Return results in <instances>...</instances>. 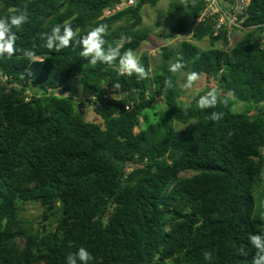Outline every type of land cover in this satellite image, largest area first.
<instances>
[{"label":"trees","instance_id":"1","mask_svg":"<svg viewBox=\"0 0 264 264\" xmlns=\"http://www.w3.org/2000/svg\"><path fill=\"white\" fill-rule=\"evenodd\" d=\"M121 1L0 0V17L27 6L28 21L12 29L16 45L44 60L0 56V264H67L80 247L94 257L89 264H252L249 236L264 234V0H250L244 25L253 29L229 49L216 47L228 42L212 37V21L194 23L203 0L169 2L167 16L179 15L169 37L191 32V41L162 48L153 66L141 55L147 79L92 66L75 43L61 52L45 47L41 34L69 21L79 36L107 24L105 48L123 36L121 55L136 52L149 37L142 9L159 0H134L103 16ZM203 39L210 48L200 51L192 42ZM178 56L185 68L173 74ZM191 71L221 99L231 92L227 106L197 107L213 87L180 105L179 74ZM76 78L102 126L85 122L77 102L60 95ZM159 98L164 109L138 130ZM212 112L223 119L213 122ZM30 203L41 209L34 230L18 220Z\"/></svg>","mask_w":264,"mask_h":264},{"label":"clouds","instance_id":"2","mask_svg":"<svg viewBox=\"0 0 264 264\" xmlns=\"http://www.w3.org/2000/svg\"><path fill=\"white\" fill-rule=\"evenodd\" d=\"M185 6L189 3V0H183ZM192 6H195L196 0H191ZM10 15L0 17V56H7L11 58L17 51L23 53V55L31 62L43 63L42 60L35 51L30 49H18L16 41L18 36L12 31L13 27L19 29L24 23L28 21L27 6L21 9L10 10ZM108 35V25L99 24L91 28L86 35L79 36V29H73L69 21H65L62 25L57 24L53 26L50 33H42L41 38L46 41L45 47L49 51L61 52L63 49L69 48L73 43L80 45L82 51L81 57L87 58L88 63L95 66L97 63L114 67L120 76H132L136 75L138 79H147L151 68L147 70L141 64L139 57L132 49H128L122 55L120 49L123 47L125 37H121L120 41L116 43L115 47H104L106 40L104 37ZM119 60L118 65L115 63ZM185 68L183 57L178 56L176 62L169 65V72L175 74ZM28 76H32V72L26 70ZM200 79V74L191 71L186 75V82L184 84L185 89H191L195 82ZM165 89L173 87L171 79L164 81ZM232 93H228V97H231ZM228 97L221 99V92L218 88L213 87L205 95L200 96L197 101V107L201 110L208 108H215L218 104L227 106ZM224 117L223 112H212L209 119L213 122H219ZM249 241L251 245L256 249V254L253 257L252 264H264V234H250ZM210 253L205 254V258H210ZM67 264H89L94 259L92 254L84 247H80L75 253H70L67 256Z\"/></svg>","mask_w":264,"mask_h":264},{"label":"rangeland","instance_id":"3","mask_svg":"<svg viewBox=\"0 0 264 264\" xmlns=\"http://www.w3.org/2000/svg\"><path fill=\"white\" fill-rule=\"evenodd\" d=\"M172 1H181V0H159L154 7L148 5L144 6L142 9L141 15V25L140 28L148 31V39L141 44L139 49L135 52L138 57L143 54H146L151 59V65H155L159 62L161 49L167 48L170 50L176 49L180 41H191V32H188L184 35H178L176 37H169L171 33V28L174 25L175 20L179 15L174 17H169L166 14L169 2ZM242 33L237 32L233 34V42L239 40ZM209 41L203 39L200 42H192L197 46V48L202 50H207L210 48ZM186 73L179 74L178 89L180 90V105H188L202 90H205L208 87H213L214 84H208L203 76H200V79L195 82L194 86L191 89H185L184 84L186 82ZM79 79H72L68 81L66 86L68 87V92L59 91L60 95L63 97H69L74 99L77 104L83 103L81 110L83 111L82 117L87 123L103 125L102 119L92 112L90 104L87 103L88 100H91V97L85 93L81 86L79 85ZM58 91L56 92L59 93ZM244 106L242 102L233 100V110L235 112H241ZM164 109V103L161 98L155 100L150 108L145 109L140 118H139V129H143L149 123L153 122L156 119V115ZM177 130H182L183 126L175 123ZM41 218V209L38 205L32 203L26 204L23 206L20 215L19 222L20 224L27 228L38 229L42 224L39 223ZM52 223V219L45 222L44 225Z\"/></svg>","mask_w":264,"mask_h":264},{"label":"built area","instance_id":"4","mask_svg":"<svg viewBox=\"0 0 264 264\" xmlns=\"http://www.w3.org/2000/svg\"><path fill=\"white\" fill-rule=\"evenodd\" d=\"M133 3L134 0H122L116 6L106 10L103 16L115 14ZM249 3L250 0H203V9L194 23H200L205 19L212 21V37L215 38L222 35L228 42L225 48L222 45V41L216 44V47L219 49H229L233 45L234 33H243L252 28L244 25V21L248 18L247 8ZM262 35H264V32H262ZM110 97L119 98V95H110Z\"/></svg>","mask_w":264,"mask_h":264},{"label":"water","instance_id":"5","mask_svg":"<svg viewBox=\"0 0 264 264\" xmlns=\"http://www.w3.org/2000/svg\"><path fill=\"white\" fill-rule=\"evenodd\" d=\"M82 105H83V103H79L78 105H76V108H77V110L79 112V116L80 117H82V114H83V111L81 110Z\"/></svg>","mask_w":264,"mask_h":264}]
</instances>
